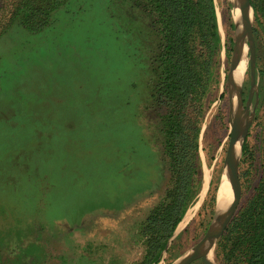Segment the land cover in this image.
I'll return each instance as SVG.
<instances>
[{
  "label": "rangeland",
  "instance_id": "374dc122",
  "mask_svg": "<svg viewBox=\"0 0 264 264\" xmlns=\"http://www.w3.org/2000/svg\"><path fill=\"white\" fill-rule=\"evenodd\" d=\"M213 1L220 42L213 81L204 98L196 191L189 206L200 197L206 169L209 180L192 218L183 229L176 226L157 264H174L186 254L208 231L216 209L231 137L228 79L237 33L236 4ZM36 3L48 10V22L41 31L13 23L29 12L23 9ZM249 15L253 52L245 35L246 63L239 88L241 107L251 119L244 139L247 149L242 147L238 158V178L239 174L243 178L237 207L256 182L264 136V29L254 20L253 11ZM121 18L140 28L142 44L131 43L133 37ZM146 25L145 15L120 0H0V106L13 102L10 107L17 108L20 92L32 95L20 89L18 82L36 79L45 84L42 98L61 97L66 90L68 115L90 122L79 130L88 142L87 150L76 156V148L66 150L63 132L41 148L33 149L34 137L23 146L25 123L21 121L25 118L12 117L20 124L16 127L4 122L0 112V229L13 228L9 231L19 234L17 239H0V264H131L144 254L138 226L164 200L172 182L160 132L166 108L152 98L150 74L134 52L138 47L148 51L151 37ZM60 117L42 121L63 130L57 121L65 118ZM106 142L113 149V159L104 147ZM16 148L33 158L29 166H19L20 171L10 164ZM11 170L16 181L7 178ZM21 170L36 176L44 173L50 180L28 182ZM14 223L21 228L16 230ZM215 248L211 261L222 263ZM190 264L203 262L197 258Z\"/></svg>",
  "mask_w": 264,
  "mask_h": 264
},
{
  "label": "trees",
  "instance_id": "16d2710c",
  "mask_svg": "<svg viewBox=\"0 0 264 264\" xmlns=\"http://www.w3.org/2000/svg\"><path fill=\"white\" fill-rule=\"evenodd\" d=\"M120 2L129 3L146 17L145 27L151 37L148 51L134 47V52L139 61L146 64L150 74L152 98L158 106L166 108L161 116L160 132L163 157L172 174V182L165 191L164 200L139 224L138 235L145 246L144 254L131 263L157 264L167 241L194 199L204 98L213 81L220 36L213 0ZM249 2L254 20L264 29V0ZM23 11L29 12L22 13L23 18L12 19L13 23H23L34 32L47 25L48 10L41 4H31ZM121 19L127 24L126 32L133 37L131 43L136 40L142 44L140 28L134 29L131 21ZM124 37L127 38L125 34ZM242 147L243 151L247 149L245 140ZM260 160L250 196L236 208L216 243V257L223 264H264V136ZM241 178L243 176L239 174ZM213 200L214 196L211 197ZM3 230L0 229V239L4 238L1 236Z\"/></svg>",
  "mask_w": 264,
  "mask_h": 264
},
{
  "label": "crops",
  "instance_id": "0c3cea01",
  "mask_svg": "<svg viewBox=\"0 0 264 264\" xmlns=\"http://www.w3.org/2000/svg\"><path fill=\"white\" fill-rule=\"evenodd\" d=\"M46 83L48 85V82ZM18 84H19L20 89L21 88L23 90L28 89L29 91H31L30 93H32V95L31 96L23 95L22 92H20L19 99L17 100V103L19 104V106H17V108H11L10 105L13 102L4 103L0 106V112L2 113L5 119L4 122L6 123L9 122L10 125L15 124L16 127L20 126V124L15 122L16 119L12 117L19 116L21 114L25 119H28V122H26L25 119L20 118L22 119L21 122L25 123L24 128L22 129L23 131L22 145L23 146L27 147L25 143L28 141L29 138L34 137L35 139H34L33 144L37 146H35L33 149L41 148L42 145L46 146V144L49 141H51L53 137H56L57 135H61L63 132L65 133L64 134V140H65L64 144L67 146L66 148L67 151L72 152L74 148H76L78 152L75 155L80 156V153L83 149L87 150L85 145L88 142H85V139L82 138L81 134L79 135V130L83 131V129L87 128L88 125L90 126V122H87V120L84 122L81 121L82 117H79V116H69L68 115V113L71 111H68V109H66V106H67L65 104V99L67 96L66 90L65 92H63L64 96L59 97V94H58V95H53L52 97H50V99H46L44 98V96L42 98V92H44L42 90L44 89L43 87L45 86V84L41 83L40 81H37L36 79H26L23 82L22 80L19 81ZM1 110H5V111H1ZM53 116H56L58 118H61L60 116H63V119L65 118L64 122L63 120L61 122L56 120L58 124L59 123L62 124L61 128H63V130L56 129L55 127L56 125L50 124V122L48 123L46 121H42V118L51 119ZM66 129H67V132H65ZM91 142L95 144L96 141H91ZM26 151H30V149H27ZM11 152L13 155L10 157V164L11 165L15 164L16 165L15 168L18 170L20 168L19 166L21 167L22 165L29 166L28 164H30L33 160L32 157L25 156V154L22 153V151H20L19 148H16V151H11ZM49 152L50 153L52 152L50 148H49ZM39 160H40L39 162L42 161V159H39ZM69 169L70 168H68L67 170ZM21 172H19V175H18L19 180L22 179L21 174H20ZM22 173L25 174L24 177L28 180V182L29 181H40L41 179L50 180L47 175L41 172H39L37 176L33 175V173H30L29 171L22 172ZM7 178L10 180H15V181L17 180L13 170L9 171V176ZM22 194L24 195L25 193H22ZM19 225L20 224L14 223L12 226L13 227L17 226L16 230H18L21 228ZM5 229H7V231L4 230V233H5L4 238L8 239V241H9V236L15 237L17 239L19 235L17 231L15 233H11L9 229L12 230L13 228L5 227ZM8 241H5V242L7 243Z\"/></svg>",
  "mask_w": 264,
  "mask_h": 264
},
{
  "label": "bare ground",
  "instance_id": "6f19581e",
  "mask_svg": "<svg viewBox=\"0 0 264 264\" xmlns=\"http://www.w3.org/2000/svg\"><path fill=\"white\" fill-rule=\"evenodd\" d=\"M236 4V8L234 10L233 19L236 25V33H237V41L236 46L234 49V55L232 58V72L229 77V100L231 109L233 111V115L239 114V120L232 132L231 140L228 145V153L225 156V162L222 167L218 192H217V199H216V212L217 218L214 221V225L211 230L208 231L204 241L200 243L196 249L202 250L206 248L208 242L207 240L211 239L215 233L220 231L222 227L225 225L229 214L234 205V195L238 193L237 185L234 179L233 167H232V160L233 158L239 157L240 153V146L242 142L243 135L246 131V128L250 122L251 115L249 112H239V104H238V88L242 83L241 75L244 73L245 70V63H246V49L245 43L243 42L245 35H248L249 29L248 24H246V11L245 5L243 0H232ZM205 181L204 185L200 191V197L197 199L195 203L189 206L186 209L182 220L178 223L177 228L183 229L186 224L192 218L195 210L198 208V205L201 202V199L205 193L207 182L209 178V171L206 169L205 174ZM217 231V232H216ZM195 248H193L194 250ZM192 249L190 248L189 251ZM207 259L211 261L213 257V250L211 249L208 251L206 255ZM181 258V257H180ZM177 259L174 264L179 262Z\"/></svg>",
  "mask_w": 264,
  "mask_h": 264
},
{
  "label": "water",
  "instance_id": "95a60500",
  "mask_svg": "<svg viewBox=\"0 0 264 264\" xmlns=\"http://www.w3.org/2000/svg\"><path fill=\"white\" fill-rule=\"evenodd\" d=\"M243 2H244V5H245L244 11H246V13H247L245 20H246V24H248V29H249L248 39L250 40V43H251V50H252L251 52H253V46H252V30H251V27H250L252 20H251L250 15H249V12L252 13L253 10H252V7L250 5L249 0H243ZM235 43H236V41H235ZM229 77H230V75H229ZM238 97H239L238 98L239 112L240 111L241 112H244L246 110L241 107V99H240V97H241V89L240 88H238ZM232 116H233V119H232V122H231V136H232V132H233V130H234V128H235L238 120H239V114H235V115H232ZM247 129H248V126H247L246 131H245V133L243 135V138H242V142H241V146H240V151L242 149V145H243V141L245 139V135H246ZM230 140H231V137H230ZM227 153H228V151H227ZM238 158L239 157H236V158H233V160H232V167H233L234 179H235V183L237 185L238 193L236 195H234V198L233 199H234L235 202H234L233 208H232V210H231V212L229 214V217H228L225 225L222 227V229L220 231H218V232L216 231L217 233H215L214 236L211 239H209V240L206 241V242H208L206 248H204L202 250H197L196 249V247L200 243H202L204 241L206 235L208 234V231L211 230L212 227H213V225H214V221L217 218V212H216V209H215V213H214V216H213V220H212V222H211V224L209 226V229L206 232V234L194 246L191 247V249H192L191 251H188L186 254H184L180 258V260H179V262L177 264H190L192 261H194L197 258H201L203 264H222V263H215V262H212V261L208 260L207 257H206V255H207L208 251H210L211 249L212 250L214 249V247H215V245H216L219 237L221 236L222 232L224 231L227 223L229 222L230 218L232 217V215H233V213L236 210V207L238 205L239 196H240V184H239V178H238V173H237V169H238ZM193 248H195V249L193 250Z\"/></svg>",
  "mask_w": 264,
  "mask_h": 264
},
{
  "label": "flooded vegetation",
  "instance_id": "af4514ba",
  "mask_svg": "<svg viewBox=\"0 0 264 264\" xmlns=\"http://www.w3.org/2000/svg\"><path fill=\"white\" fill-rule=\"evenodd\" d=\"M104 147H105L106 151L108 152V154L110 155L111 159H113L114 153H113V149L110 148L111 146L109 145V143L106 142Z\"/></svg>",
  "mask_w": 264,
  "mask_h": 264
}]
</instances>
